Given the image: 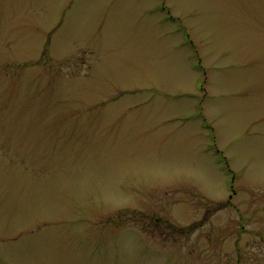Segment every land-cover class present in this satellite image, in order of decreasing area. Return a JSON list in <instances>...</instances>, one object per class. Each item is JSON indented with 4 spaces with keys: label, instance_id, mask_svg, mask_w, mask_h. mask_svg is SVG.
<instances>
[{
    "label": "rangeland",
    "instance_id": "374dc122",
    "mask_svg": "<svg viewBox=\"0 0 264 264\" xmlns=\"http://www.w3.org/2000/svg\"><path fill=\"white\" fill-rule=\"evenodd\" d=\"M0 264H264V0H0Z\"/></svg>",
    "mask_w": 264,
    "mask_h": 264
},
{
    "label": "trees",
    "instance_id": "16d2710c",
    "mask_svg": "<svg viewBox=\"0 0 264 264\" xmlns=\"http://www.w3.org/2000/svg\"><path fill=\"white\" fill-rule=\"evenodd\" d=\"M221 206H222V205H221ZM221 206L218 205V206H217V210H219V209L221 208Z\"/></svg>",
    "mask_w": 264,
    "mask_h": 264
}]
</instances>
